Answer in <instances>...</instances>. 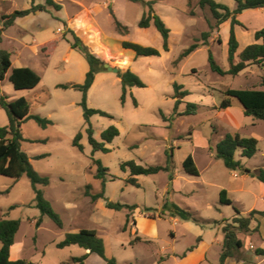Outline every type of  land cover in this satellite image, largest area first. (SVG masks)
Instances as JSON below:
<instances>
[{"label":"rangeland","instance_id":"374dc122","mask_svg":"<svg viewBox=\"0 0 264 264\" xmlns=\"http://www.w3.org/2000/svg\"><path fill=\"white\" fill-rule=\"evenodd\" d=\"M70 1L88 8L97 7L99 27L91 23L87 12H81L76 22L64 25L63 20L65 22L69 15L75 17L80 13V9ZM152 1L156 2L153 6L155 14L171 30L168 52L164 51L162 36L154 26L148 29L138 26L143 14L149 9L146 3ZM215 1L236 7L234 0ZM32 2L0 0V29L3 15L27 10L32 7ZM36 4H46V0H36ZM61 4L64 10L49 7L48 12L20 18L3 34L1 46L11 53L13 67H34L42 77V83L36 89L25 91L15 90L7 77L1 84V92L10 100L23 97L30 99L34 104L33 113L54 122L47 129L41 128L34 120L25 122L22 131L29 142L23 143L22 149L30 157L34 169L49 177L50 185L39 188L63 221V227L59 228L48 217L42 218L41 212L35 207V192L27 176L19 180L0 176V220L21 222L13 255L35 264H73L72 258L85 255L86 250L75 245L61 249L57 245L67 234L87 229L98 233L104 240L106 256L115 258L117 264H153L172 243L171 230L175 229L178 233L176 243L180 246L194 240L193 234L183 225L174 227L168 215L163 216L162 207L167 201H173L183 209L191 208L198 219L225 218L226 223L237 216L235 209L244 217H248L252 210L264 211L262 183L253 177L257 170L264 169V121L246 117L237 99H232V108L219 109L229 89H261L264 70L251 66L238 76H221L214 73L209 65V53L212 52L222 69L230 68V22L212 30L209 25L215 23L212 14L208 8H200L199 0H192L191 4L189 0H142L138 3L129 0H64ZM116 20L128 27L127 35H121L116 30ZM241 20L249 30L238 29L240 50L256 42L252 32L264 28V15L247 13ZM71 30L85 40H88L90 33L98 32V37L92 40L94 52L112 68L125 70L131 65V59L126 56L127 51L119 43L121 40L152 47L161 53L160 57L134 55L131 70L146 87L132 88L125 104L121 100L123 88L117 74L105 71L96 76L88 93V107L105 111L113 118L94 115L91 118L94 137L101 141V134L110 126H116L120 131V136L107 144L111 149L108 154L92 153L80 105L82 93L59 87L83 84L86 79L85 66L88 64L79 52L71 49ZM207 32L210 37L208 45H204L203 34ZM41 43H47L48 52L42 51ZM193 44H198L197 50L180 60L181 55ZM175 83L190 92L183 99L178 112L183 113L188 103H194L198 105L196 115H176L172 118ZM162 114L169 121L165 122ZM8 125V116L0 108V128ZM79 132L83 133V152L73 146ZM229 133L254 137L259 141L258 151L253 158L242 157L240 151L236 153V159L252 174L231 171L222 160L215 157L217 145ZM167 151H173L174 155V187L166 172L136 177L140 187L129 183L130 172L122 171L123 163L134 160L143 166H165ZM189 156L195 160L200 171L199 177L190 176L183 169V162ZM94 160H100L109 169L104 188L103 182L95 178L97 166ZM89 185L92 194L104 190L105 198L93 202L86 196ZM221 189L230 192V199L234 203L231 206L223 205L222 212H219L217 208L221 206ZM108 201L140 207L131 214L125 232L128 211L108 209ZM145 207L155 209L154 212L146 213V216L162 217H158L156 226L158 245L140 244L132 247L129 243L135 238L134 215H145L142 210ZM41 218L42 223L37 226ZM252 228V236L241 235L243 248L232 257L231 264L252 261L256 257L254 251L264 249V218L255 221ZM211 234L213 237L214 234ZM220 249L221 246L214 245L211 263L219 262ZM86 264H105V261L91 254Z\"/></svg>","mask_w":264,"mask_h":264},{"label":"trees","instance_id":"16d2710c","mask_svg":"<svg viewBox=\"0 0 264 264\" xmlns=\"http://www.w3.org/2000/svg\"><path fill=\"white\" fill-rule=\"evenodd\" d=\"M32 7L27 10H17L12 14L3 15L1 20L3 22L2 28L0 29V108L3 109L9 119V125L0 128V176L12 178L15 180L21 179L23 176H27L30 180L33 190L35 192V207L41 212V216L48 217L53 221V223L59 227H63V221L60 215L55 211L52 203L46 198L45 193L38 186L47 187L50 185V179L48 176L41 175L38 173L32 163L31 159L26 152L23 151L22 145L25 142H29L24 138L22 126L28 120H34L41 128L47 129L53 125V121L47 118H43L39 115L31 114V104L26 98H20L18 100H10L7 95L2 94L1 84L6 79L9 74V81L14 86L17 91L34 90L36 89L42 79L41 76L30 68H13L12 65V55L9 51L2 48L3 34L10 27L15 25L17 19L27 17L31 14L37 12H48V8L52 7L58 11L62 9L61 5H58L54 0H46L45 5H36V0H32ZM134 3L141 2L142 0H129ZM192 0H189L191 4ZM236 3L235 10H231L227 5L220 4L215 0H199V6L201 9L208 8L212 14L214 24L210 23V28L212 30L219 29L221 25L226 22H230V38L228 42V62L230 65L229 70L222 69L215 60L212 52L209 53V65L214 73L221 76L231 75L238 76L245 72L251 66H258L264 70V28L255 33L256 43L248 45L241 53L238 54L240 44L236 36L235 27L244 25L238 20V16L248 10H257L264 8V0H234ZM156 2L146 3L148 6V11L145 12L140 20L138 26L141 29H148L154 26L157 31L161 34L163 39V49L164 51H169V40L171 35V30L166 26L164 21L155 14L154 4ZM116 30L121 35H127L129 33L128 27L122 25L118 20H116ZM72 41L70 46L72 50L78 51L84 56L89 65V71L86 74V79L83 84H71V85H60L63 89H75L82 93L83 98L81 102V107L83 108V116L85 125L87 126L86 132L88 135L89 144L92 147L93 155L97 152H102L108 154L111 149L107 147V144L112 143L115 138L120 136V131L116 126H110L108 129L103 131L101 134V141H98L94 137V130L91 124V118L94 115H99L101 117L113 118L109 113L92 109L88 107L87 99L88 93L95 83L96 76L99 73L108 71L105 68L106 62L98 57L93 49L94 43L93 39L98 37V32H92L89 35L88 40H85L82 36L77 34L75 31L71 30ZM210 33H204V45H208V38ZM262 41V43H258ZM221 42V41H220ZM122 48L125 50L133 51L136 57H160L161 53L159 50L152 47H144L142 45L124 41L121 43ZM198 44H193L188 48L180 57V60L188 57L197 50ZM45 52L47 51V44L42 46ZM238 61L236 62V58ZM117 77L121 80L123 94L122 103H126V99L129 91L132 88H145V83L136 75L130 68L125 70H120ZM175 89V107L174 115L180 116H190L196 115L198 112V105L194 103H188L187 108L183 113H179V107L183 103V99L187 97L190 92L184 90L182 85L177 83L174 84ZM232 99H237L243 109V113L246 117H252L257 120L264 121V79L262 81L261 89H229L225 93V99L219 106L220 110H227L232 108ZM137 106V101L134 100ZM163 120L165 122L169 121L168 118L162 114ZM83 139V133L79 132L73 141V146L78 148L80 151H84V146L81 143ZM259 141L254 137H242L239 134H227L217 145L215 151V157L222 160L225 167L231 171H240L244 174H252V172L245 168L240 160L236 159V153L241 152V156L244 158H253L258 151ZM172 150V149H171ZM167 154V164L165 166H143L136 161L131 160L125 162L121 165L122 171L130 172V184L135 187H140L138 176H149L156 175L161 172L169 173L170 183L174 181V166H173V151L166 152ZM46 156H41L40 158H45ZM94 164L97 166V172L95 178L103 182V188L106 183V176L109 171L107 167L103 165L100 160H94ZM184 171L194 177L200 176V171L195 163L192 156H189L183 162ZM254 178H257L261 183L264 184V169H259L253 174ZM91 186H87L86 196L90 197L93 202H97L100 199L105 198L104 190L99 194H92L90 192ZM8 193V192H5ZM2 194V193H0ZM220 203L225 206L233 205V201L228 198V193L223 190L220 194ZM108 209L114 211L127 210V218L124 227V232L127 229V225L131 221V214L139 209L138 205H128L121 204L112 201L106 203ZM15 208V207H13ZM11 208V209H13ZM143 213L154 212L155 209L143 208ZM237 216L232 220V222H227L223 228L225 234L223 252L220 258V264H225L229 258L234 257V255L243 248V242L239 239L238 233H244L246 235L252 232L251 224L253 221H259L264 218V211L253 210L250 212L248 217L242 216V214L237 210ZM169 213L175 218H179L183 221H192L197 224L204 225L198 219L193 212L188 209H183L179 205L167 201L163 208L162 214ZM151 217L155 218V215ZM42 218L38 221L37 226L42 223ZM226 222V221H225ZM134 225L136 221L133 220ZM210 224V222H207ZM217 224V222H214ZM21 222L18 220H0V242L2 243V248L0 250V264H35L32 261L18 259H11V250L16 243V236L20 230ZM142 241L141 238H135L131 245L136 242ZM79 246L80 248L88 251L85 255L81 257L72 258L73 264H86V260L91 254H96L104 261L106 264H117L115 258H108L106 256V247L104 240L98 235L95 230L83 229L78 233H69L66 238L59 243L58 248H65L69 246ZM194 248H190V251ZM257 256H264V249L256 250Z\"/></svg>","mask_w":264,"mask_h":264},{"label":"crops","instance_id":"0c3cea01","mask_svg":"<svg viewBox=\"0 0 264 264\" xmlns=\"http://www.w3.org/2000/svg\"><path fill=\"white\" fill-rule=\"evenodd\" d=\"M2 1H6V0H2ZM54 2L56 4H58V5H61L62 6L61 10H64V5L61 4V3H64V0H62V2H59L58 0H54ZM70 3H72L73 5H76L80 9V13L78 15H75V17H72L73 15H69L68 19L65 20V22L63 20V24L64 25L70 24L72 22H76L77 19L81 16V14H82L81 12H87L88 13V18L91 20V23L94 26L95 25L98 26V23H97V14H98V10L97 9L98 8L97 7L88 8L84 4H77V3L72 2V1H70ZM36 5H39V4H36ZM40 5H45V4H40ZM229 8L233 11V10H235L236 7L235 8L229 7ZM247 13H262L264 15V8L257 9V10H254V11H245L244 13L239 15L238 16V20L244 25V27H240V26H236L235 27L236 36H237V32H238L239 28H243L245 30H249L248 26L241 20V18L244 15H246ZM17 20H16V22H17ZM16 22H15V24H16ZM257 31H259V30H254L252 32L254 34V37H255V33ZM255 41H256V39H255ZM120 42L122 43L124 41L121 40V41H119V43ZM258 43H262V41H259ZM45 44H47V43H41L40 47L42 48V46H44ZM246 47H243L241 50L239 48L238 54L241 53ZM42 51H44V50H42ZM126 51H127V55L126 56L131 59V65H132L135 53L133 51H130V50H126ZM128 53H131V55H128ZM87 64H88V62H87ZM12 65H13V63H12ZM130 66H128L126 69H128V68L131 69ZM13 68H17V67H13ZM18 68H24V67H18ZM30 69H32V70H34L36 72V69L34 67L30 68ZM88 71H89V66L87 65V66H85V72H88ZM7 77L9 78V74L7 75ZM41 79H42V77H41ZM41 83H42V81H41ZM16 100H18V99H16ZM27 100L31 104V114L32 115H37V114L32 112V110H33L32 107L34 106L33 102L30 99H27ZM242 111H243V109H242ZM53 125H54V122H53ZM171 184H172V187H174L175 186V180ZM38 188H39V186H38ZM261 188H262V190L264 192V184L263 183L261 185ZM223 190H225V189H221V191L219 193V203H220V194H221V192ZM173 192L174 193L176 192L175 189H173ZM227 193H228V198L230 199V192L227 191ZM168 194H169V192H168ZM97 202H95V203H97ZM173 203H175V202H173ZM222 206L223 205L221 204L220 208H217V210L219 212H222V208H221ZM187 209L194 213V211H192L191 208L187 207ZM144 214L145 215H142V214H135L134 215L135 216V221H136V225H135V228H134L135 229L134 230V235H135L134 237L135 238H141L142 241L136 242L134 245H131V242L135 239L134 238L129 243V245L132 246V247L138 246L140 244H145V245H150V246L151 245L152 246L153 245L154 246L158 245V243L156 241L158 239L156 226H157L158 217H159V219H162V217L157 215L155 218H153L150 215L146 216V213H144ZM165 215H168L167 217L171 221H173L174 227H177L179 225H183V227L186 228L187 231H189L190 233L193 234L194 240H193L192 243H189V244H187L185 246H180L178 243H176V241L178 240V233H176L175 229L171 230L170 231V235L172 237V243L169 244L168 247H166V249H164L162 251V254L160 255L159 259L157 261H154L153 264H220V258H221L222 252H223V246H224V240H225V234L223 232V228H224V226L226 224L225 221H227V219H225V218H223V219H204V218H201L200 220L202 222H205V223L206 222H210V224L201 225V224H197V223L192 222V221H183V220H181L179 218H175V217L171 216L169 213H165L163 216H165ZM235 217L236 216L232 217L230 220H228V222H231ZM181 222H184V223L181 224ZM214 222H217V224H214ZM221 222H223V223H221ZM190 223H192V224H190ZM253 223H255V221H253L252 224H251L252 232L250 234H248L249 236H252L251 234H253V232H254V229L252 228ZM211 233L214 234L213 237H212ZM241 235H243V233L239 232L238 233V237H239L240 240H242L241 239ZM215 244L218 247L221 246L222 249H220V254L218 255L219 262L218 263L217 262L216 263H211V261H210L211 252L214 249V245ZM192 247L194 249L190 251V248H192ZM14 248H15V245L12 247V250H11V259L12 260H18L17 257L13 255ZM259 249H262V248H259ZM254 250H255V248H254ZM256 250L254 251L255 255H256ZM86 253H89V252L86 251ZM232 259L233 258H229L226 261L225 264H231ZM105 264H106V262H105ZM232 264H237V262H233ZM244 264H264V256H257L256 255L255 259H253L252 261H247Z\"/></svg>","mask_w":264,"mask_h":264},{"label":"water","instance_id":"95a60500","mask_svg":"<svg viewBox=\"0 0 264 264\" xmlns=\"http://www.w3.org/2000/svg\"><path fill=\"white\" fill-rule=\"evenodd\" d=\"M105 68L110 71L113 72L115 74H118L120 72L119 68H112L108 63L105 64Z\"/></svg>","mask_w":264,"mask_h":264},{"label":"built area","instance_id":"2783aa9c","mask_svg":"<svg viewBox=\"0 0 264 264\" xmlns=\"http://www.w3.org/2000/svg\"><path fill=\"white\" fill-rule=\"evenodd\" d=\"M59 32H62L61 30H59Z\"/></svg>","mask_w":264,"mask_h":264}]
</instances>
